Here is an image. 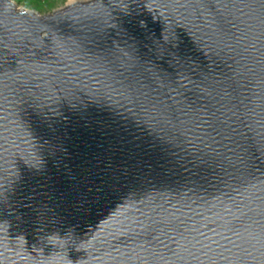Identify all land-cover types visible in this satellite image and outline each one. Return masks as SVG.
Segmentation results:
<instances>
[{"label": "water", "instance_id": "95a60500", "mask_svg": "<svg viewBox=\"0 0 264 264\" xmlns=\"http://www.w3.org/2000/svg\"><path fill=\"white\" fill-rule=\"evenodd\" d=\"M0 264H264V0H0Z\"/></svg>", "mask_w": 264, "mask_h": 264}, {"label": "rangeland", "instance_id": "374dc122", "mask_svg": "<svg viewBox=\"0 0 264 264\" xmlns=\"http://www.w3.org/2000/svg\"><path fill=\"white\" fill-rule=\"evenodd\" d=\"M88 1H91V0H72V3H75V2H88ZM12 2H13V0H12ZM66 6H68V5L59 3V2H57V0H48V2H40V3H38L36 5V9L37 10L33 11L32 13H35V14H37L39 16H46V15L52 14L53 12H55L57 10L63 9Z\"/></svg>", "mask_w": 264, "mask_h": 264}, {"label": "clouds", "instance_id": "9594fccd", "mask_svg": "<svg viewBox=\"0 0 264 264\" xmlns=\"http://www.w3.org/2000/svg\"><path fill=\"white\" fill-rule=\"evenodd\" d=\"M14 4H16L21 11L25 13L36 11V5L40 2H48V0H13ZM57 2L62 4L71 5L72 0H57ZM142 27H145V23L143 21L140 22Z\"/></svg>", "mask_w": 264, "mask_h": 264}]
</instances>
